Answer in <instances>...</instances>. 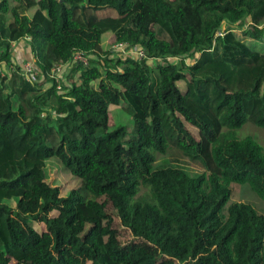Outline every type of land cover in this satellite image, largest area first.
<instances>
[{
  "label": "trees",
  "instance_id": "16d2710c",
  "mask_svg": "<svg viewBox=\"0 0 264 264\" xmlns=\"http://www.w3.org/2000/svg\"><path fill=\"white\" fill-rule=\"evenodd\" d=\"M6 19L0 264H264V148L235 133L264 128V0H0ZM22 39L30 81L12 59ZM117 42L147 58L115 56ZM55 63L71 80L59 90ZM121 103L132 131L108 125ZM63 173L79 187L62 194ZM83 191L105 195L147 246L120 244Z\"/></svg>",
  "mask_w": 264,
  "mask_h": 264
},
{
  "label": "rangeland",
  "instance_id": "374dc122",
  "mask_svg": "<svg viewBox=\"0 0 264 264\" xmlns=\"http://www.w3.org/2000/svg\"><path fill=\"white\" fill-rule=\"evenodd\" d=\"M8 22H9L8 19H6L4 22H0V24L1 25H5V24L7 25ZM249 24H250V21L246 20V25L249 26ZM1 25H0V31L4 27ZM261 26L264 27V22L262 23V25H260V27ZM237 32H239V31H237ZM22 40H24V39H22ZM246 42L249 44H252L253 41H250L249 39H247ZM255 44H256L257 49L264 50V38H263V41H256ZM27 53H30V50H29L28 46L26 45L25 40H24V42L19 40L17 42L12 43V55H13L12 59H14L15 63L19 62L21 65V68H22L23 63H25V62H34L33 58L31 60H29L30 55ZM115 56L118 57L120 55H119V53L115 52ZM121 56H123V55H121ZM155 61L156 60H149L148 62L150 65H154L156 63ZM187 61H189V59H187ZM68 70H69L68 68L65 70L64 74L62 75V78H65L66 83H71V80L69 78H66V75L69 73ZM6 73H7L8 77L12 76V68H7L6 66H3L2 67V75L6 74ZM37 81H39V80H37ZM96 85H97V81L94 82V87H96ZM178 86L181 90H185L186 81L185 80L179 81ZM108 125H110V128H112V129L116 126H122V127H124L125 130H127V132L130 130L132 131V129L134 127L132 117H131L130 113L123 108L122 103L120 105H114L112 108H110V117H109ZM186 128L188 129V131L190 132V134L194 138L198 139V134H197V130L195 127L186 124ZM235 133H236L238 138H242V137H246V136H251V137L255 138L258 141V143L264 148V128L258 127L256 125L250 123V122H246L242 127L236 129ZM192 170H194L196 172L201 171L200 167H192ZM54 184L59 185L60 191L62 194H66V192L69 189L79 187L78 181L75 180L74 178H72L71 176H66L65 173H63L60 180L54 182ZM82 193L84 195H86L87 198H91V199H94V200L101 202L104 214L106 215V217L108 219L109 218L111 219L114 228H116L118 231V241L120 244L134 243V244H141V245L147 246V241L144 238H142L140 236L133 235L130 232V230L127 227H125L123 225V223H121V220H120V217L118 215L117 210L113 207V205L111 204V202L107 199V197L105 195L91 194V193L85 194L84 191ZM9 204L14 205V201H9ZM53 213H55V211L51 212V214H53ZM34 227L37 230L41 231L42 229H44V224L42 222L34 223ZM168 258L169 257L166 254L165 255L164 254H158L155 257V260L164 261V260H167ZM172 264H188V262L187 261L174 260L172 262Z\"/></svg>",
  "mask_w": 264,
  "mask_h": 264
},
{
  "label": "built area",
  "instance_id": "2783aa9c",
  "mask_svg": "<svg viewBox=\"0 0 264 264\" xmlns=\"http://www.w3.org/2000/svg\"><path fill=\"white\" fill-rule=\"evenodd\" d=\"M217 34H222L218 32ZM26 41H30L29 37H25ZM112 51L119 53L123 56H131L135 59L141 60L147 58V55L143 49H136L134 47H129L127 43L117 42L111 45ZM74 62H77L82 65L88 64V55L83 52H76L72 58ZM67 68L66 63H55L51 69L48 71V76L54 80L56 83V88L59 90L61 87V79ZM13 70V69H12ZM23 76L26 80L30 81L34 79L33 77L37 74V68L34 62H25L22 65Z\"/></svg>",
  "mask_w": 264,
  "mask_h": 264
}]
</instances>
